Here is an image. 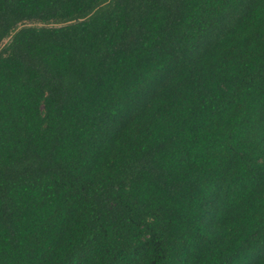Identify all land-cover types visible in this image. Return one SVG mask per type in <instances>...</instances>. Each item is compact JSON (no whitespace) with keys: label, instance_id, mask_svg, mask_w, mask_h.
Instances as JSON below:
<instances>
[{"label":"trees","instance_id":"obj_1","mask_svg":"<svg viewBox=\"0 0 264 264\" xmlns=\"http://www.w3.org/2000/svg\"><path fill=\"white\" fill-rule=\"evenodd\" d=\"M0 264H264V0H0Z\"/></svg>","mask_w":264,"mask_h":264},{"label":"rangeland","instance_id":"obj_2","mask_svg":"<svg viewBox=\"0 0 264 264\" xmlns=\"http://www.w3.org/2000/svg\"><path fill=\"white\" fill-rule=\"evenodd\" d=\"M29 24H35V25H39V22L35 21L33 23H29ZM52 25V24H51ZM4 42H6V40H4Z\"/></svg>","mask_w":264,"mask_h":264}]
</instances>
